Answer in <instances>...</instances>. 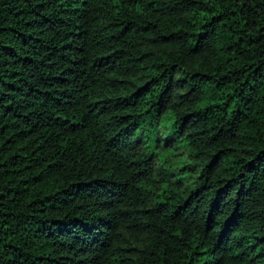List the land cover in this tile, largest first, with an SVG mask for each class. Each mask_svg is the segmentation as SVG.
<instances>
[{
	"label": "trees",
	"instance_id": "16d2710c",
	"mask_svg": "<svg viewBox=\"0 0 264 264\" xmlns=\"http://www.w3.org/2000/svg\"><path fill=\"white\" fill-rule=\"evenodd\" d=\"M0 264H264V0H0Z\"/></svg>",
	"mask_w": 264,
	"mask_h": 264
},
{
	"label": "rangeland",
	"instance_id": "374dc122",
	"mask_svg": "<svg viewBox=\"0 0 264 264\" xmlns=\"http://www.w3.org/2000/svg\"><path fill=\"white\" fill-rule=\"evenodd\" d=\"M161 134L162 136L165 135V131L162 129L161 130ZM185 158H186V155L183 154V151L182 149H176L175 150V154L172 155V163L174 164V166H182L184 165V162H185ZM167 175V177H166ZM170 175V173H169ZM168 174H164L163 172H160V171H156L155 172V177L158 178V179H161L163 182H165V180H167L170 176Z\"/></svg>",
	"mask_w": 264,
	"mask_h": 264
}]
</instances>
